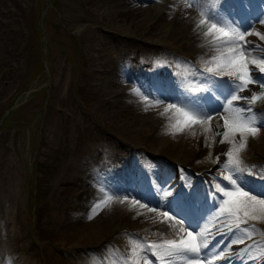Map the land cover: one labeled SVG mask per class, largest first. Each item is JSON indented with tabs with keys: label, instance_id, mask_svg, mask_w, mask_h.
Segmentation results:
<instances>
[{
	"label": "rangeland",
	"instance_id": "374dc122",
	"mask_svg": "<svg viewBox=\"0 0 264 264\" xmlns=\"http://www.w3.org/2000/svg\"><path fill=\"white\" fill-rule=\"evenodd\" d=\"M163 1L170 5L165 9L172 14L170 21L164 20L158 12L149 15L148 5L161 0H49V3L48 0H0V124L13 110L0 127V264H79L80 261L84 264H128L129 261L143 264L145 255L152 264H158L156 257L149 253L130 255L133 243L148 242L139 230L152 228L162 219L156 217L155 212L140 208L139 203L148 201V207L156 201L165 204L171 198L166 193L183 191L180 181L184 190L191 191L195 186L202 200L216 178L226 174L223 163L217 164L216 157L230 145L215 142L221 137L216 135L218 129L214 125L209 131L195 125L177 134V138L168 133L144 138L140 133L149 129L142 125L144 120L154 119L153 125L158 124V119L162 120L161 113L167 103L177 101L179 106L199 93L169 87L173 97L153 107L150 93L134 94L133 91H138L137 84L129 82L125 92L117 98L125 101L137 96L143 112L129 114L125 119L113 117V113L104 116L99 107L100 97L86 87L85 71L96 67L88 62L91 38L88 30H99V43L95 45L103 50L91 52L95 59L100 53L120 58L123 54L118 51L128 52L127 56H136L141 61L157 59L163 52L147 48L140 40L152 26L177 21L175 13L179 15L182 9V0ZM200 1L195 0V4H201ZM234 2L227 0L221 10L219 6L224 0L206 1L209 5L206 12L231 13V18L236 20L252 19L264 12L262 0H248L247 10L239 6L233 8ZM199 11L196 7L184 8L182 15L191 16ZM47 13V30L44 27L45 37L38 54L36 20L38 18L42 24V17ZM193 22L184 23L182 27ZM120 25L124 35L132 36L131 45L125 40L114 43L108 33L118 32ZM252 30L264 34V24L254 23ZM246 38L264 47V41L257 36ZM78 50L79 60L76 59ZM169 60L173 69L179 70L180 64L172 58ZM203 67L200 63L197 69ZM145 69L144 78H148L156 92L167 86L152 68ZM38 70L42 75L33 80ZM169 79L173 84L185 80L184 74ZM42 87L47 88L45 95L43 91L34 92ZM254 108L257 118L264 116V100L257 102ZM119 137L126 138L130 145L122 147ZM97 148L104 155L103 159L93 156ZM118 153H122L121 159H117ZM221 160L226 163V156ZM240 160L245 169L257 166L252 168L253 175L248 179L252 184H259L254 176L264 169V128L255 138H248ZM117 162L123 167L122 175L132 176L134 181L121 185L126 178L107 170L108 164L115 168ZM71 170L80 177L87 176L96 191L85 202L75 198L62 209L57 191L61 177ZM125 192H131L132 196L126 198ZM112 193L119 195L89 219L90 208ZM135 197L143 199L134 205L131 201ZM163 210V207L157 209ZM249 223L255 225L257 234L246 243H264V222ZM90 237L95 238L94 245L84 240ZM114 240L117 243L114 244ZM75 244L77 249L72 250L70 247ZM244 247L245 244L234 245V249ZM253 254L259 255L256 249ZM257 264L264 262L257 261Z\"/></svg>",
	"mask_w": 264,
	"mask_h": 264
},
{
	"label": "snow or ice",
	"instance_id": "6c2138e0",
	"mask_svg": "<svg viewBox=\"0 0 264 264\" xmlns=\"http://www.w3.org/2000/svg\"><path fill=\"white\" fill-rule=\"evenodd\" d=\"M225 3L227 0L220 4L221 10ZM184 6L194 7L195 2L186 0ZM237 6L247 10L248 0H235L232 7ZM254 23L264 24V12L252 19L236 20L231 18V13L221 15L220 11H200L196 27L206 28L203 36L215 55L204 62L202 70L197 69L200 85L203 86L197 85L193 91L200 95L187 99L186 103H179V106L177 101L167 103L161 115L171 113L167 128L168 134L173 136L195 125L209 131L215 120L218 129L216 135L221 137L215 142L230 145L217 153L216 157L217 164L223 163L226 174L216 178V183L202 200L195 186L187 191L183 184L180 185L182 192L166 193L171 198L163 205L156 201L152 207H148V201L139 203L142 197L133 198L132 204L139 203L140 208L161 217L160 223L171 228L174 236L169 239L161 237L159 241L133 243L131 256L149 253L156 257L158 264H216L218 260L225 264L264 262V243H246L257 234L255 225L249 222H264V169L254 176L260 183L252 184L248 176L253 175L252 168L257 166L245 169L240 160V153L247 148L248 138H255L264 128V116L257 118L254 108L257 102L264 100V47L246 38L255 35L264 41V34L252 30ZM244 92L250 95L242 96ZM239 101L244 103H237ZM162 102L161 98H157L151 106L157 107ZM217 114H220L218 119ZM222 156H226V163L221 160ZM116 195L119 193L106 194L104 199L95 203L90 208L88 218H94ZM123 195L127 198L132 193L125 192ZM119 203L123 204L125 200H119ZM206 205L210 206L206 208ZM161 207L164 210L157 211ZM208 217L211 219L208 220ZM209 236L211 240L207 238ZM238 244H245V247L234 249V245ZM253 249L259 255H254ZM128 264L133 262L129 261ZM144 264H152L147 255Z\"/></svg>",
	"mask_w": 264,
	"mask_h": 264
},
{
	"label": "bare ground",
	"instance_id": "6f19581e",
	"mask_svg": "<svg viewBox=\"0 0 264 264\" xmlns=\"http://www.w3.org/2000/svg\"><path fill=\"white\" fill-rule=\"evenodd\" d=\"M206 1L209 0H201V4H195L194 7L198 8L200 11L203 10L206 12V6H209ZM185 2V0L181 1L182 9L179 15L178 12L175 13L177 15V21H174L173 23L167 22L163 26H152L149 31L144 34V38H141L140 40L147 48L163 52V55L157 59L141 61L138 60L136 56H127L128 52L123 53L122 51H118L120 54H123L120 58L117 56L106 57L104 54L100 53L98 54V59H95L91 55V52L94 50L97 52L103 50L102 47L95 45V43H99V30H88L91 34L89 41L90 56L88 62L96 65V67L89 71H85L88 81L86 87H88L87 89L96 92V95L100 97L99 107L102 109L104 116L113 113V117H122L126 119L129 114L134 115L143 112L142 109L139 108L141 101H139L137 96L129 97L125 101L117 98L121 93L125 92L126 86L129 82L137 84L138 91H133L134 94L138 92L150 93L152 98L151 101H153V103L157 98L164 100L165 98L173 97L170 89L180 91L190 90L191 92H194L193 89L199 85L200 76L197 73L198 64L201 63L204 66V62L210 56L215 55V52L203 36V32L206 31V28L197 29L196 27V24L200 19V13H194L191 16L182 15L183 9L185 8ZM169 6L170 5L164 3L163 0L156 4H149V15L158 12L164 20L168 19V21H170L172 14L165 10L166 7ZM91 19H94V17ZM193 20L194 22L190 26L182 27L184 23H191ZM168 24L171 25L167 27ZM121 26L122 25L117 28L118 32L110 31L108 33H110L114 43L125 40L131 45L133 40L132 36L124 35V31H122L123 27ZM130 29L131 28L129 27V30ZM169 58L176 60L180 64L179 70L173 69ZM145 68H152L154 71L153 73L156 72L167 86H163V88H161L162 90L160 89L156 92L153 89L151 82H148V78H144ZM181 74H184L185 80L183 83L173 84L170 81L169 78ZM194 77L197 79L190 80ZM169 87L170 89H168ZM149 101L150 99L147 100V102ZM169 115H171V113L163 115V117H161L162 120L158 119L156 121L158 124L154 123L156 125H153L152 123L155 121L154 119L144 120L142 125L149 129L140 131V133L144 135V138L168 133L167 125L169 122ZM218 118L219 117H217V119ZM215 123L216 121L214 120L212 125L215 126ZM173 137L177 138V135ZM125 140L126 138L119 137V143L122 147L130 145ZM85 142H87V140ZM118 154L117 159H121V157H123V155H121L122 153ZM93 156L99 159L104 158V155H101V150L99 148L96 149V153L93 154ZM142 159L145 160L144 158ZM122 169L123 167L119 162H117L115 168H110V164H108L107 167V170L114 171L120 178H126V180H123L125 183H122L121 185L126 184V182H129L130 180H135L132 176L128 177L122 175ZM90 184L91 181L87 176L80 177L74 170H71L69 173L62 176L57 191L58 198H60L61 208H66L75 198H80L82 200L81 202H85L88 196H94L96 189L91 187ZM97 193L100 194V191L98 190ZM139 231L142 237L147 239V241H159L161 237L169 239L174 236L173 230L163 223H158L155 226H152V228ZM84 240L88 241V245H94L96 242L94 237L85 238ZM113 243H117V240H114ZM70 248L76 250L77 245H72ZM218 261H216V264H218ZM79 264H84V262L80 261Z\"/></svg>",
	"mask_w": 264,
	"mask_h": 264
},
{
	"label": "trees",
	"instance_id": "16d2710c",
	"mask_svg": "<svg viewBox=\"0 0 264 264\" xmlns=\"http://www.w3.org/2000/svg\"><path fill=\"white\" fill-rule=\"evenodd\" d=\"M47 18H48V16L45 18V23L48 20ZM34 33H35L36 53L40 54L41 53V45H42V31H41V25L38 22V18L36 20ZM76 59L78 60V53H76ZM41 75H42L41 71L38 70L32 78H33V80H35V79L38 80L41 77ZM42 90H43V92L45 94V88H42ZM10 114H11V111L8 114H6V115L4 113L5 116L2 118V122L0 124V127L4 126V123H5L6 119L9 117Z\"/></svg>",
	"mask_w": 264,
	"mask_h": 264
}]
</instances>
